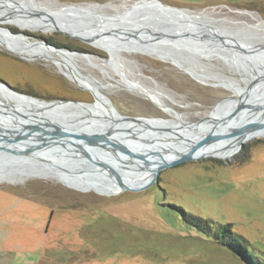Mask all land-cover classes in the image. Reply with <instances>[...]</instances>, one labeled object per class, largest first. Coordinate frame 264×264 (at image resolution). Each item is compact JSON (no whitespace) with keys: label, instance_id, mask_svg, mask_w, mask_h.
I'll return each instance as SVG.
<instances>
[{"label":"rangeland","instance_id":"obj_1","mask_svg":"<svg viewBox=\"0 0 264 264\" xmlns=\"http://www.w3.org/2000/svg\"><path fill=\"white\" fill-rule=\"evenodd\" d=\"M40 1L65 11L69 10L63 5L99 4L93 8L106 15L123 13L131 4L145 2ZM160 1L193 11L207 10L208 16L200 20V24L235 31L234 37L239 42L232 37L233 43L246 46L253 42L255 46H264V38L257 40L256 36L264 29L254 26L249 15L236 12L253 11L264 20V0ZM0 24L22 38L19 33L24 32L27 37L23 39L29 43L44 46L35 41L47 39L59 46L98 55L100 58L75 53L70 60L85 80L96 85L101 106L109 112H112L111 106L104 102L108 103L110 98L124 115L162 117L173 119L176 124L196 122L213 110L217 102L234 93L219 80L202 82L181 67L147 53L121 52L119 66L114 70L108 66V60L103 59L108 58L104 49L79 38L57 30L46 32L23 29L11 23ZM219 51L207 55L208 58L191 55L187 58L211 80H215L212 76L232 77L234 83L242 87L255 81L252 78L244 81L243 74L251 72L250 64L241 56L244 52L228 46L220 47ZM233 56L246 68L240 71L230 65L228 61L234 59ZM262 59L257 61L263 63ZM254 69L257 73V68ZM126 77L159 91L172 111L135 92L127 84ZM0 81L18 92L45 101H97L96 93L65 69L59 55L49 51L25 53L15 46L0 44ZM6 88L0 86V107L2 102L19 105L11 97L8 100ZM18 110L33 113V110ZM174 121L171 123L175 124ZM0 130L4 129L0 127ZM78 160L77 156H65L56 166L77 174L86 172L89 176L87 170H83L89 168L88 165ZM17 162L0 166L3 179L0 182V243L14 237L13 247L43 254L40 264H245L215 235L207 232L206 223L193 224L190 216L207 221L214 233L220 231L221 225L230 223L234 234L243 239L249 249L264 252V136L245 141L230 157L208 156L172 165L162 170L147 188L124 189L112 195L95 190L82 191L68 181L36 176L35 173L42 169L51 168L49 163L39 159ZM91 172L90 176H102ZM4 210L8 211L12 223H16L11 230L7 229L9 221L2 224ZM11 234L14 235L10 238Z\"/></svg>","mask_w":264,"mask_h":264},{"label":"water","instance_id":"obj_2","mask_svg":"<svg viewBox=\"0 0 264 264\" xmlns=\"http://www.w3.org/2000/svg\"><path fill=\"white\" fill-rule=\"evenodd\" d=\"M98 5L76 3L63 5L64 9L69 11L59 16L64 21L70 22V29L74 32L71 33L68 29H63L58 24L55 26V30L104 49L108 53V58L103 59L110 61L114 59L112 62L115 67L119 66L118 62L121 56L119 52L128 50L139 49L138 51L143 52L142 49L146 50L148 48L155 50L168 49L181 60L191 64L187 55L201 57L212 43L216 44L217 42L220 47L228 46L238 49V47L227 42L221 34L214 31L213 33L210 32L205 24L192 26L193 30L189 29L187 21L191 20L190 17L185 14L181 15L184 12L193 11L188 8L168 5L160 0H145L142 5L138 2L134 3L123 14L106 15L98 13L95 7L93 8V6ZM83 6L86 9H83ZM30 8L22 5L15 8L10 7L7 8L8 15L6 16L9 17L13 15V12L20 11L18 14L36 15L44 18L41 13ZM82 10H87V12H81ZM49 15L53 17L52 14ZM102 15L107 17H104L105 22L101 19L100 21L102 22L99 23L98 18ZM0 22L5 21L0 19ZM196 23L199 24L200 21H196ZM86 27L91 28V33L80 34L77 31ZM8 29L11 31L10 28ZM207 30L209 31L208 33ZM206 33L213 35V38L209 40L204 36L203 39V35H206ZM19 34H22L23 38L27 37L24 32ZM35 42H41L45 47L57 52H65L67 50L73 54H92L59 48L49 44L46 40ZM107 47H110L112 51L106 49ZM241 51L246 53V50ZM112 68L114 69V67ZM0 85L7 87L9 91L29 96L13 90L6 83L0 82ZM260 88H264L263 76L245 87L239 97L236 98L233 93L217 102L214 109H218L219 116H215L214 121L211 118L200 120L202 123L198 129L186 135L181 134L177 129L181 125L151 123L152 119H162L161 117L121 114L110 98L109 103H105L111 106V113L105 112L101 108V113H89L90 115H87V117L75 115L73 118H70L68 114L62 113L59 115L44 114L43 116H38L39 114L37 113L20 112L18 110L19 107L14 105H6V107L3 105L5 108L0 107V112L11 118V124L9 126L0 125L4 129L0 130V166L18 163L14 161L15 158L27 161L34 157L36 152L42 151L49 146L50 148L46 149L45 152H53L58 150L56 148L60 146H70L77 151L75 156L78 157L80 164L85 162L88 165L89 168L83 170H87L90 175H93L91 171H95L103 177L105 176L104 178H120L121 173L124 175H136L152 171L153 177L143 184H126L119 181L123 189L140 191L153 184L160 172L169 166L202 157L217 156L214 153L202 152L207 145L225 138L240 136L243 139L240 142V146H243L245 141L257 136H263L264 101H261L260 95L257 94ZM35 99L41 100L39 98ZM41 102L45 106L65 110L71 106L93 104L61 99L53 101L41 100ZM22 106L28 110L36 108L28 104ZM21 115L26 117V119H23ZM241 115L246 116L247 120H244L236 128L235 132H228L226 130L227 124ZM88 121H91L90 125H86ZM257 123L259 124L256 125ZM136 125L137 127H135ZM250 130L254 133L248 134ZM155 138L167 139V141L166 143H159L153 141ZM173 141L175 145L171 144ZM146 142L151 143L147 146ZM158 144L161 145L162 151L151 148ZM51 146L54 149H51ZM170 147L172 153H164V150ZM93 177L100 178L97 176Z\"/></svg>","mask_w":264,"mask_h":264},{"label":"bare ground","instance_id":"obj_3","mask_svg":"<svg viewBox=\"0 0 264 264\" xmlns=\"http://www.w3.org/2000/svg\"><path fill=\"white\" fill-rule=\"evenodd\" d=\"M142 4L143 3H141V5ZM21 5L29 7V8L31 7L30 9L38 11L39 13L42 14V16L44 18H41V17L36 16V15L18 14L20 11L13 12V15H11L9 17L6 16V15H8L7 8H10V7L15 8V7H19ZM132 5L133 4H131L129 7H131ZM82 8L86 9V8H84V6ZM126 10H127V8L125 9V11ZM64 12H67V11L63 10L59 6L55 7L46 1H40V0H0V19L5 21L2 23L16 24L23 29L30 28L32 30H42V31H46V32H51V31L55 30V26L58 24L63 29H68L72 33L74 31H72V29H70L71 28L70 22L64 21V19H61L59 16V15L63 14ZM81 12L85 13V12H87V10H82ZM236 12H240V13L249 15L254 20V22H253L254 26L262 27L264 29V20L257 13L246 11V10H236ZM123 13H117V14H123ZM49 14H52L53 17H50ZM183 14L190 17L191 20L187 21L189 24L188 27H189V29L193 30L192 29L193 27L200 25V23L197 24L196 21H200L203 18H206L208 16V11L207 10L190 11V12H184L181 15H183ZM97 15H99V14H97ZM104 17H107V16L106 15L100 16V18H98V22L99 23L102 22V21H100L101 19L103 20V22H105ZM208 28H209V31L212 33L214 31L216 33L221 34L223 36V38L225 40H227V42H229L233 46L238 47V49L240 48L239 49L240 51L246 50L245 54H254V51H256V50L251 49V48L245 49L244 47H241V45L231 42V37H229V35L235 34V31H233V30L232 31H226L223 29L218 30L215 28H210V27H208ZM77 31L80 34H86L87 32L91 33V28L86 27V28H82V30H77ZM209 31L207 30V33ZM207 33H206V35L205 34L203 35V39L205 36L207 39L211 40L213 38L212 37L213 35H211L209 33L211 35L210 36ZM200 34L202 35V33H200ZM257 34H258V36L262 37V36H264V31L257 33ZM213 41H215V40L213 39ZM0 44L7 46V47L15 46L18 49L22 50V52H25V53L26 52H31V53L34 52L35 53L38 50H42V51H49V52L57 54L63 59L65 69L72 76L77 77L80 80L82 85L88 86L94 93H96V94L98 93L96 85H93L89 81L85 80L82 77L81 73L72 64L70 58H72L73 55H75V54H72V53L68 52L67 50H65V52L59 53V52H56L54 50L48 49L47 47L42 46L39 43L26 42L22 37H20L17 34L12 33L11 31H9L8 28H3L2 26H0ZM93 46H95V45H93ZM96 47H98V46H96ZM208 47L209 48L206 49V51H204V53L201 57L208 58L207 55H210V54L215 55V54H218L220 52L219 51L220 45L217 44V42H216V44L212 43ZM106 49L112 51V49L110 47H107ZM133 49H137V48H133ZM138 50H136V51H138ZM142 51H143V53H147L151 56H154L156 58L162 59L164 61L170 62L174 65L181 67L182 69L191 73L195 79L200 80L202 82H215V81L219 80L223 85H225V86L229 87L231 90H233L234 96H236V98L241 95L243 89L245 88V87L240 86L239 84H235L234 83L235 81L232 77H225V76H221V77L216 76L215 77V76H212L215 80H211L210 76L206 75L203 70L198 69L195 66H193L192 64H189V63L181 60L178 56L172 54L171 51H169L168 49L167 50H155L152 48H148L146 50L142 49ZM119 53H121V52H119ZM112 54H113V52H112ZM223 54L227 55L228 59L230 58V56L227 53H223ZM86 55H90V54H86ZM91 55L99 57L96 54H91ZM88 57L91 58L90 56H88ZM104 60H108V59H104ZM112 60H114V59H112ZM112 60L107 61L108 66L111 68L114 67V70H116L115 68L117 66L116 67L113 66ZM249 60H251L253 62V66L255 68H257L258 72L257 73L254 72L255 71V69H254L253 70L254 73H252V71H251L250 73L248 72L249 75L243 74L246 77V78L244 77L245 78L244 81H248L249 78H252V81H254L258 78H261L262 76L260 77L259 74H261V73L264 74L263 73L264 72V59H262L263 63L258 62L257 60L255 62L253 60V58H251L249 56ZM228 62L230 65H232L236 68L238 67V69L240 71H241V68L245 66L244 64L239 63L235 57H234V59H232L231 61H228ZM245 68H246V66H245ZM244 70H247V69H244ZM126 80H127V84L132 89H134L135 92L147 97L149 100L154 102L156 105L162 107L163 109H165L167 111H172V107L161 98L159 91L152 89V88H149L147 86H143V85H140L137 83H133L127 77H126ZM217 83L218 82H216V84ZM257 93L260 95L261 101H264V88H260V90H258ZM6 94L9 96L8 100H10V97H11L12 99H14L16 101V103L19 104V105H17V107H19V109L28 110L24 106H22L24 104H28V105L32 106L33 108L36 107L34 109H31V111L33 110V113L39 114L38 116H43L44 114L59 115L60 113H62V114L70 115L69 116L70 118H73V116H75V115H83V116L87 117V115H90L92 113H94V114L95 113H101V108H102L101 105L98 106V104L100 103V101H99L100 97L98 94H97V101L95 103L86 104V106H77V107L71 106L70 108H68L66 110L62 109V108H54L51 106H45L44 103L41 102V100H37L35 98H32L31 96H25L22 94H18V93H15L14 91L7 90ZM11 101H13V100H11ZM3 105L6 107V105L9 106L10 104L2 102L1 107ZM75 105H77V104H75ZM4 106H3V108H5ZM38 107H41V108H38ZM88 108H90V110H88ZM217 110H218L217 108H215V109L213 108V110H211L210 112H208L204 115L203 119L211 118V119H213L212 121H214V117L219 116L218 115L219 113ZM104 111L111 113L105 109H104ZM44 112H46V113H44ZM10 120H11V118H4V117L0 116V122H1L0 125L9 126L11 124ZM244 120L245 121L247 120V117L244 115H241L240 117L233 119L232 122H229L227 124L228 126H227L226 130H228V132L230 131V133L235 132L236 128H238L240 126V124H242L244 122ZM171 121H174V120L162 118L161 120L152 119L151 123L158 124V125H162V124L171 125L172 124ZM90 122L91 121H88L86 123V125H90ZM174 122L176 124V121H174ZM201 123H202L201 121L195 122V123H193V122L188 123V122L181 121L180 123H177L178 125H181V126H178L177 129L181 132V134L186 135V134H189V132L196 131L198 129V127L201 125ZM258 124L259 123H257L256 125H258ZM135 127H137V125ZM254 127H256V126H254ZM253 133L254 132L253 131L251 132V130L248 131V134H253ZM262 134L264 136V130L262 131ZM242 140L243 139L240 136H237L235 138H227V139L225 138L224 140L216 141L210 145H207L203 149L202 152L203 153H214L218 157L227 158V157L234 155L236 152H238V150L240 149V142ZM153 141H157L159 143H166L167 139L155 138ZM150 143L151 142H146V145L149 146ZM171 144L175 145L174 141L171 142ZM167 146H169V145H167ZM49 148H50V146L48 148H44V150H42V151L36 152L35 153L36 155L32 158H34L36 161H38V159H39V161L49 163L48 165L51 166V168L50 169H46V168L42 169L40 172L35 173V175L45 177V178H54V179H57L59 181H68V182L74 184L77 188H79L82 191L95 190L96 192H99V193L112 195V194H115V193H118V192H121L122 190H124L121 186V183L135 184V185L143 184L153 177L152 171L142 172V173H139L136 175H124L123 173H121L120 178H109V177L104 178L102 176H101V178H95V177L90 176V175L88 176L86 172L77 174V173H74L72 171L63 170V169L59 168L58 166H56L57 163H59V164L61 163V160L63 157L75 156L77 151L74 148H72L70 146H67V147H61L60 146V147L56 148L58 150H55L53 152H45L46 149L48 150ZM151 148L161 150L162 147H161V145L158 144V145L152 146ZM51 149H54V147H52ZM171 151H172L171 147L166 148V150H164V153L170 154V153H172ZM16 160L18 161L19 159L16 158ZM2 181H3V179H2V176L0 175V182H2Z\"/></svg>","mask_w":264,"mask_h":264},{"label":"trees","instance_id":"obj_4","mask_svg":"<svg viewBox=\"0 0 264 264\" xmlns=\"http://www.w3.org/2000/svg\"><path fill=\"white\" fill-rule=\"evenodd\" d=\"M181 210L185 215H187V213L183 209ZM190 221L193 224L199 226H201L202 223H206L205 229L207 230V232L215 235L220 243L228 247L245 264H264V252L258 253L254 250L249 249L245 244V241L243 239H239V237L234 234V232L230 228V223L221 225L220 231L214 233L212 226L207 221L195 218L193 216H190Z\"/></svg>","mask_w":264,"mask_h":264},{"label":"crops","instance_id":"obj_5","mask_svg":"<svg viewBox=\"0 0 264 264\" xmlns=\"http://www.w3.org/2000/svg\"><path fill=\"white\" fill-rule=\"evenodd\" d=\"M2 214L3 218H5L2 224L6 225L9 221L10 227H7V229L11 230L12 226L16 225V223H12L10 216H8V211L4 210ZM13 231L15 232V230ZM12 235L14 234H11L10 238ZM13 243H15L14 237L12 240L0 243V264H40L43 260L42 253H34L23 249L19 250V248L12 246Z\"/></svg>","mask_w":264,"mask_h":264},{"label":"flooded vegetation","instance_id":"obj_6","mask_svg":"<svg viewBox=\"0 0 264 264\" xmlns=\"http://www.w3.org/2000/svg\"><path fill=\"white\" fill-rule=\"evenodd\" d=\"M249 11V10H248ZM253 12V11H252ZM256 13V12H255ZM256 36H257V40H262V38H264V36H262V37H260V36H258V34H256ZM229 37H234V34H232V35H229ZM233 39V38H232ZM42 40H46L49 44H53V43H50L47 39H42ZM234 40H237L238 42H239V39H237L236 37H234ZM248 44L249 45H246V46H244V45H242L241 44V47H244L245 49H249V48H251V49H254V50H256V51H254V55L253 54H243L242 55V58H244L245 59V62L246 63H250V66H251V71H253L254 70V66H253V62L251 61V60H249V56L251 57V58H253V60L256 62V60H258V59H261V58H264V46H259V45H257V46H255L256 44H254L253 42H248ZM53 45H55V46H57V47H59V48H64V49H71V48H66L65 46H59V45H57V44H53ZM71 50H73V49H71ZM259 51V52H258ZM263 53V54H262ZM249 61V62H248ZM239 63H241V62H239ZM1 83H5V82H3V81H0ZM131 82H133V83H137V82H134V81H132L131 80ZM138 84V83H137ZM13 90H15V91H17L15 88H12ZM98 94V93H97ZM97 94H96V96H97ZM99 95V94H98ZM145 97V96H144ZM147 98V97H146ZM99 101H100V98H99ZM99 105H101V101H100V103L98 104V106ZM162 118V117H161ZM175 118H177L178 119V117L176 116ZM173 120V119H172Z\"/></svg>","mask_w":264,"mask_h":264}]
</instances>
